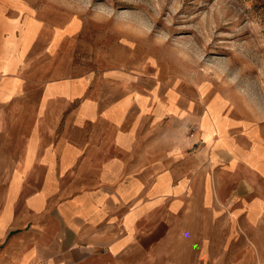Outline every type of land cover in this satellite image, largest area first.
Returning <instances> with one entry per match:
<instances>
[{
    "label": "crops",
    "instance_id": "0c3cea01",
    "mask_svg": "<svg viewBox=\"0 0 264 264\" xmlns=\"http://www.w3.org/2000/svg\"><path fill=\"white\" fill-rule=\"evenodd\" d=\"M10 7L0 10V264H264V156L246 155L264 148L258 130L229 116L217 145L199 119L158 134L166 114L127 70L71 74L72 19Z\"/></svg>",
    "mask_w": 264,
    "mask_h": 264
},
{
    "label": "rangeland",
    "instance_id": "374dc122",
    "mask_svg": "<svg viewBox=\"0 0 264 264\" xmlns=\"http://www.w3.org/2000/svg\"><path fill=\"white\" fill-rule=\"evenodd\" d=\"M8 3L52 25L72 19L71 74L127 70L133 88L153 93V108L166 114L158 134L199 119L207 142L220 135L217 145L234 117L264 143V0H0V10ZM18 8L9 9L20 18ZM246 155L264 156V148Z\"/></svg>",
    "mask_w": 264,
    "mask_h": 264
}]
</instances>
